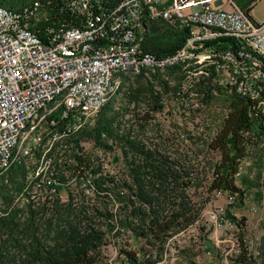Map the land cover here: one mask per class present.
<instances>
[{"label": "built area", "instance_id": "1", "mask_svg": "<svg viewBox=\"0 0 264 264\" xmlns=\"http://www.w3.org/2000/svg\"><path fill=\"white\" fill-rule=\"evenodd\" d=\"M101 1L65 0L64 6L77 18V36L57 34L53 43L32 41L19 34L17 19L0 16V166L25 115L51 89L65 81H77V98L64 103L63 109L45 125L65 122L69 126L77 121V145L64 152L71 153V161H62L61 153L60 164L54 166L53 172H46L45 162L44 174L38 175V181L29 178V182L41 184V192L27 196L32 201H44L45 192H52L53 200L59 203L68 194H75L76 203L84 196L91 205L101 206L94 179L104 180L102 186L107 194L114 182L128 180L126 173H118L123 164L121 158L115 161L120 150L113 138L103 133L102 145L82 135L94 125L100 108L118 92L121 74L180 65L184 78L177 92L170 98L169 106L162 100L161 109L153 114L168 115L183 141L177 140L181 145L203 147L207 155L216 153L213 162L219 161L221 154L210 144L223 129L230 110L201 103L189 89L200 74L209 76L208 66H212V79L217 86L226 93L249 99L253 104L251 110L261 115L264 124V19L257 21L246 16L233 0H117L107 8L100 5ZM28 14L18 18L27 19ZM147 17L177 19L186 24L185 42L162 57L145 51L141 41ZM223 36L232 37L234 45L224 49L206 45L207 41ZM243 135L244 154L238 158L233 173L234 185L241 195L239 190H209L212 202L221 201L208 209L205 231L212 226L215 234L222 237L221 242H229L230 248L223 254L226 257H236L243 251L255 257L264 235L256 234L264 227V126L260 135ZM47 141L41 138L40 131L32 150L33 174L36 152ZM73 150H77V158H73ZM214 172L213 166L209 180L216 176ZM117 190L125 193L127 188L122 184ZM247 190H253L250 198L246 196ZM105 200L110 212L119 205L110 196ZM237 204L258 217L254 233L249 236L244 235L246 219L233 212Z\"/></svg>", "mask_w": 264, "mask_h": 264}, {"label": "trees", "instance_id": "2", "mask_svg": "<svg viewBox=\"0 0 264 264\" xmlns=\"http://www.w3.org/2000/svg\"><path fill=\"white\" fill-rule=\"evenodd\" d=\"M116 1L102 0L100 5L107 8ZM233 1L243 14L251 17V10L258 0ZM0 5L17 13L25 8H37L38 19L29 21L31 27L42 34H46L48 28L55 30L61 25H76V18L64 6L65 0H0ZM144 27L141 46L157 57L173 53L188 36V27L177 19L147 17ZM206 45L224 49L234 45V40L223 36L207 41ZM207 69L209 76L200 74L189 89L201 103L230 110L223 129L210 144L211 149L219 150L220 160L199 162L204 168L215 167L214 178L206 181L203 174L191 175L183 152L177 146L170 152L163 145L169 137L163 136L161 126L153 121L152 114L163 105V92L171 97L177 92L184 78L181 66L176 64L163 70L144 69L137 74H121L118 92L100 108L94 125L82 135L102 145L103 133L113 138L120 150L115 161L121 158L123 164L118 173H126L128 180L116 184L112 177L114 184L107 194L102 186L104 180L101 177L94 179L101 206L91 205L84 196L76 203L75 194H68L62 203L53 200V194H47L44 201H32L27 196H33V193L25 192V188L34 165L26 159V154H21L17 163L0 169V264H95L106 232L120 228L143 238L141 249L144 254L154 251L157 258L142 261V264H150L161 259L168 237L193 222L195 210L186 194V186L192 179L199 186L200 181H206L204 186L208 190L240 191L234 185L233 173L238 158L244 154L243 133L260 135L263 120L259 113L251 110L253 104L249 99L220 89L212 79V66ZM170 79L174 81L171 87L168 85ZM155 82L160 89L154 87ZM149 127L161 141L146 134ZM66 140L64 146L77 141V136ZM195 147L198 151L204 150ZM69 150L65 148V151ZM64 154L71 157V153ZM58 155L55 153L52 161L57 163ZM73 157L77 158L76 150H73ZM242 182L247 183L244 178ZM122 184L127 188L125 193L117 190ZM109 196L119 204L111 212L105 206V198ZM126 254L132 264H138L133 254ZM232 259L235 264H264V235L255 257L243 251Z\"/></svg>", "mask_w": 264, "mask_h": 264}, {"label": "rangeland", "instance_id": "3", "mask_svg": "<svg viewBox=\"0 0 264 264\" xmlns=\"http://www.w3.org/2000/svg\"><path fill=\"white\" fill-rule=\"evenodd\" d=\"M251 15L257 21L264 19V0H258L256 2L251 10ZM154 84L156 89H160L158 83L156 84L155 82ZM168 85L169 87L173 86L174 81L170 79ZM170 98L171 95L169 93L165 94L163 92V100L167 103V106H169ZM118 104L120 107L119 102ZM126 116L130 117L129 114H126ZM152 116L154 119L153 121L161 126L163 136L169 137L168 140L164 141L163 145H165L170 152L177 146L185 156V165L189 169V173L191 175L203 174L204 177H206V181H208L210 178V169L201 167L202 164L199 162L209 161L212 163L216 159L217 154L210 153L207 155L204 150L198 151V148L192 144L183 146L177 143V140L180 139L181 141V138L179 137L178 130H175L171 122H169L168 115L159 113L152 114ZM146 134L151 136V139L153 138L155 141H161L150 127L147 128ZM181 142L183 143V141ZM206 157L208 158L206 159ZM206 181H200L201 185L199 186L197 181L192 179V183L187 184L186 194L189 197L190 205L193 206V210H195L193 212V222L187 224L186 227L177 234L168 237L164 243V251L161 259H157V261H153L150 264H235L232 259L234 257L232 255L234 254L228 255L227 257L223 255L230 248L229 242H221L220 240L222 237L215 234L212 226L209 230L205 231L208 209L221 201L220 199H216L213 202L211 201L212 194L204 186V182ZM252 195L253 190L246 191V196L248 198ZM45 198L46 196H44V199ZM233 212L237 216H243L246 219L244 235L249 236L254 233L253 225L257 224L258 217L252 215L247 210V207L241 204H237L233 208ZM196 220H198L197 223H195ZM263 232L264 227L257 231L256 234L262 235ZM203 239H206V242H201ZM203 245H207V247L204 248ZM142 246H144L143 238L130 230L125 231L120 228L117 231H107L103 242L99 246L95 264H132L126 252L133 254L138 264H142L145 258L150 261L157 258L153 250L144 254L141 249ZM230 253L232 252L230 251L228 254Z\"/></svg>", "mask_w": 264, "mask_h": 264}, {"label": "bare ground", "instance_id": "4", "mask_svg": "<svg viewBox=\"0 0 264 264\" xmlns=\"http://www.w3.org/2000/svg\"><path fill=\"white\" fill-rule=\"evenodd\" d=\"M31 8V7H30ZM28 14L27 19L18 18L23 14ZM38 10L34 8L32 10L26 9L24 11L10 12L6 8L0 5V16H6L9 19H17V25L19 27V34H23L31 38L32 41L38 43H53L56 41L57 34L77 36V18L76 25H61L59 29H51L48 33L42 34L31 27L30 19H38ZM77 98V81H65V84L51 89V93L45 96L43 101L36 104L33 107V111L25 115L24 122H21L18 130H16L15 136L12 138L11 146L8 151L4 152V157L1 159V170L7 169L9 166L17 163L20 160L21 154H26V159L35 167V160L33 159V151L36 141H38V135L41 131V138L48 139L45 144H41L36 152V174L33 171L28 175V183L25 188V192L37 193L41 192V184L29 182L38 181V175L44 174V165L46 162V172H53L54 166L60 164L61 153L62 161H71V157H67L64 152L67 147L68 150L71 146H75V142L67 143L64 146L66 139L72 136H77V121L73 125L67 126L65 122H56L49 127H45L48 121L53 120L55 115L59 113V110L63 109V104L66 102H72L73 98ZM45 127V128H44ZM77 151V150H76ZM58 152L57 163L52 161L51 157ZM50 156V157H47ZM75 158V157H73ZM30 188V189H29ZM52 195V192H45Z\"/></svg>", "mask_w": 264, "mask_h": 264}]
</instances>
